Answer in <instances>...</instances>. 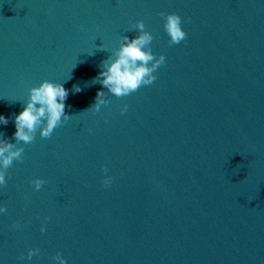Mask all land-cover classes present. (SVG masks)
<instances>
[{
  "label": "water",
  "instance_id": "water-1",
  "mask_svg": "<svg viewBox=\"0 0 264 264\" xmlns=\"http://www.w3.org/2000/svg\"><path fill=\"white\" fill-rule=\"evenodd\" d=\"M137 21L166 63L116 97L93 79ZM44 80L68 90V119L17 144L0 264H264V0H0V139Z\"/></svg>",
  "mask_w": 264,
  "mask_h": 264
},
{
  "label": "clouds",
  "instance_id": "clouds-1",
  "mask_svg": "<svg viewBox=\"0 0 264 264\" xmlns=\"http://www.w3.org/2000/svg\"><path fill=\"white\" fill-rule=\"evenodd\" d=\"M164 20V30L169 36V45L179 44L187 37V33L182 29V19L176 13L160 14ZM135 28L138 34L135 38L129 39L128 36L122 37L119 49L115 52V58L108 57L101 62L97 77L93 81H98L108 93L116 97H122L132 94L141 86H150L155 80L154 73L166 63V58L160 55L158 58L153 54L150 47L153 41V35L145 30L143 21H137ZM74 92H79V86H73ZM69 92L62 83H54L44 80L39 86L32 87L29 90V98L23 110L14 117L15 133L13 139L15 143L8 139H0V185H5L6 170L14 161H21L23 158V147H17V144L31 143L35 138V133L39 130L42 138H49L54 129L57 128L62 118L68 119L65 113V100ZM104 91H98L95 103L90 107L99 111L102 104L107 101L103 98ZM89 108V109H90ZM127 110L124 105L121 112ZM0 124L7 125L8 119L0 115ZM107 168L104 169L107 174ZM112 178L105 175L102 184L105 187L110 186ZM44 180L36 178L32 181L35 190H40ZM6 207H0V213L6 212ZM13 227H18L14 225ZM45 229L42 226L41 231ZM39 254V249H29L27 258L30 260L34 255ZM23 259V257H21ZM53 260L56 264H67L66 259L57 253Z\"/></svg>",
  "mask_w": 264,
  "mask_h": 264
}]
</instances>
